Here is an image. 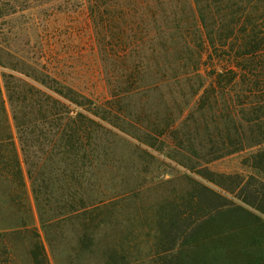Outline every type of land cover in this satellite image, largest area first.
<instances>
[{"label":"trees","instance_id":"obj_1","mask_svg":"<svg viewBox=\"0 0 264 264\" xmlns=\"http://www.w3.org/2000/svg\"><path fill=\"white\" fill-rule=\"evenodd\" d=\"M71 4L86 11L99 57L109 63L103 102L64 84L53 69L19 58L9 39L17 16L38 7L69 10ZM106 126L190 171L172 154L194 155L206 145L210 163L264 147V0H0V182L25 189L14 129L43 224L35 177L41 159L54 169L97 165L110 149ZM185 201L169 223L174 240L182 230L176 223L190 218L193 208L190 197ZM258 202L255 210L264 215V194ZM217 213L208 214V226L222 230V223L245 215L264 227L239 206L224 204ZM16 233H0L4 264H15ZM32 234L26 264H50L39 235ZM80 240L84 248L92 244L88 229ZM225 249L236 262L240 252L245 264H264V238L245 237ZM105 255L104 264H128L120 250ZM182 255L179 264H218L212 260L219 251L207 256L208 263Z\"/></svg>","mask_w":264,"mask_h":264},{"label":"rangeland","instance_id":"obj_2","mask_svg":"<svg viewBox=\"0 0 264 264\" xmlns=\"http://www.w3.org/2000/svg\"><path fill=\"white\" fill-rule=\"evenodd\" d=\"M64 7H38L14 18L11 25L16 34L9 38L13 51L39 69L41 65L53 69L64 84L103 102L107 99L105 71L109 63L99 57L86 11L72 4L69 10ZM106 128L110 149L89 169H54L41 159L35 177L45 209L40 213L43 224L12 129L26 185L20 190L0 182V233L20 232L11 236L15 264H26L34 232L50 264H104L105 254L113 249L124 252L128 264H179L180 252L188 260L208 263L207 256L216 251L219 255L212 261L218 264H245L240 252L236 262L225 248L239 245L245 237L264 238V227L250 224L243 215L232 224L222 223L223 232L208 226L206 219L210 213L219 216L221 206L231 204L264 220L255 210L264 194V155L258 157L264 147L210 163L206 162V145L194 155L172 154L192 167L190 171L164 154L137 148V141L118 130ZM189 197L193 206L187 211L190 218L184 215L187 220L176 223L182 230L174 240L169 227L176 220L174 208L185 206ZM87 229L92 244L84 248L80 237ZM0 264H4L1 255Z\"/></svg>","mask_w":264,"mask_h":264}]
</instances>
